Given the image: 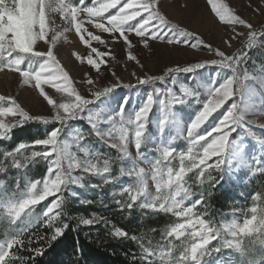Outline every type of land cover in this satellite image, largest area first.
Wrapping results in <instances>:
<instances>
[{
  "label": "snow or ice",
  "instance_id": "obj_1",
  "mask_svg": "<svg viewBox=\"0 0 264 264\" xmlns=\"http://www.w3.org/2000/svg\"><path fill=\"white\" fill-rule=\"evenodd\" d=\"M172 2L0 0V73L15 74L49 109L32 114L17 97L0 94V142L33 122L52 125L43 138L0 147V173L17 171L14 190L0 196L6 224L0 264H37L68 231L108 226L99 214L70 215L65 194L92 205L97 201L80 198L72 186L99 189L125 177L130 182L110 193L121 213L174 218L155 244L111 224V239L138 249L122 253L129 264H264V184L240 192L250 206H235L236 189L264 176V21L253 24L221 0H207L217 22L231 29L216 45L173 21L166 11ZM254 11L264 16V8ZM61 39L84 48L71 53L85 69L78 79L58 58ZM118 45L123 60L115 54ZM178 45L192 59L172 60L181 54ZM257 49L260 62L253 58ZM142 53L166 55L169 62L152 73ZM118 66L132 79L125 81ZM257 96L259 105L250 103ZM73 122H86L87 131ZM92 140L116 155L94 149ZM41 162L43 176L29 178ZM220 197L231 206V219L218 225L212 201ZM73 256L81 264V248Z\"/></svg>",
  "mask_w": 264,
  "mask_h": 264
},
{
  "label": "rangeland",
  "instance_id": "obj_2",
  "mask_svg": "<svg viewBox=\"0 0 264 264\" xmlns=\"http://www.w3.org/2000/svg\"><path fill=\"white\" fill-rule=\"evenodd\" d=\"M187 7H182V0H173V2L169 5V7L166 9L168 12V15L173 19V21H179L182 25H187L190 30H193L198 35H201L203 39H206L208 41L213 42L216 45L221 44V37L227 38L228 32L231 30L229 26L218 23L216 18L214 17V14L211 11V6L207 3V0H186ZM222 3L228 4L231 8H233L235 11H237L240 15H242L244 18L250 20L253 24H259L262 21H264V16H261L258 12L254 11V8L256 7H262L264 8V4L261 3V0H221ZM69 41H74L72 33L68 34ZM78 39V38H77ZM236 47H239V44L236 42H233ZM180 49L181 54L175 55L173 54L172 60H175L179 63H184L188 59H192L191 56H185L183 55V51L185 48V45H178L176 46ZM57 48L59 49V59L61 60L62 64L65 65L66 69L70 71L71 76L74 78H79L81 73L85 70L84 68L78 67L76 62L74 60V57L71 55L72 52L80 51L83 52L84 48L75 42L73 43H65L63 39L58 43ZM227 51H232V49H226ZM115 54L117 56V59L123 60L125 58V51L122 50L121 46H116ZM260 50L257 49L255 53H253V58L260 62L261 57L257 54ZM201 58H209L208 54L205 51H202L200 53ZM142 62L145 63L146 68L150 70L152 73L158 74L160 63H167L169 62V58L165 55L163 57H153L149 58L146 54H141ZM131 67V65L129 66ZM117 73L124 76L125 81L131 80L132 78L127 76L126 72L121 71V66L117 67ZM183 76V74H182ZM185 82L190 84L191 86H195L196 81L195 80H187V78H183ZM134 82V80L132 81ZM161 86L162 85H158ZM54 91V90H53ZM0 94L3 95H13L17 97L18 101L21 103L22 107H24L26 110L30 111L32 114H43L48 115L49 109L46 106V102H42V98H38L36 94L29 89L27 86H20L18 84V81L16 79L15 74H8L5 75L3 73H0ZM127 95V93H124ZM138 100V97L133 96L131 103L135 104ZM250 103H255L259 105V96L254 97L250 100ZM115 107H118V104L114 105ZM154 111H157L154 108ZM192 111V110H188ZM75 127L79 128L80 130L87 131L88 127L86 125V122H73ZM84 123V124H82ZM82 124V125H81ZM39 127H42L44 130L50 129L52 125L44 126L37 123ZM85 125V126H83ZM153 131L156 132L154 125ZM258 135L261 134L260 129H254ZM158 136V133H156ZM70 143V150L75 151V146L72 145L71 140L69 139ZM251 146L252 142H248ZM177 145L184 144L183 140H177ZM91 146L94 149H98L101 152H111L113 156L116 155L115 150L107 149L106 147H102L101 145L95 143L94 140H92ZM0 147L4 148H11L9 146H4L3 142H0ZM183 150V149H180ZM82 155V154H80ZM175 163H178L175 162ZM45 163L41 162L37 164L35 167L31 168L32 171L30 173L28 172V177L31 179H36L42 176H38L35 174V171L37 169L41 168L43 172L45 171ZM44 174V173H43ZM15 177H13V182H0V184L3 185V187H0V196L4 193H11L14 190L15 185ZM92 182V181H91ZM128 178H122L121 181L116 185H111L110 193L114 190L118 191L121 185L126 186L129 183ZM93 183V182H92ZM264 184V176H257L251 184L244 185L239 189H236V196H235V206L236 207H242L246 204L250 206V201H246L243 196L240 195V192L246 191L248 193L257 191L261 185ZM72 190L76 191L79 194L80 198H83L82 194H84L85 191H90V193H96L98 194V189H80L78 186H72ZM154 190V185H153ZM111 197V195H110ZM112 198V197H111ZM222 198V197H221ZM113 199V198H112ZM222 210L220 211V214H217L218 216V225L222 223L229 222L231 219V206L224 202L222 198ZM39 211V209H38ZM137 214H142L141 211L136 210ZM222 212V213H221ZM143 215V214H142ZM152 215H148L147 217H150ZM156 216V215H155ZM152 216V217H155ZM170 216V215H169ZM144 217V215H143ZM174 219V218H173ZM170 226V225H169ZM6 224L4 221H0V239L4 238V231H5ZM162 235V230L158 232H153L152 234L147 235V237L152 239L153 244L156 242H160ZM179 243V242H177ZM227 252L224 253L225 256H227Z\"/></svg>",
  "mask_w": 264,
  "mask_h": 264
},
{
  "label": "trees",
  "instance_id": "obj_3",
  "mask_svg": "<svg viewBox=\"0 0 264 264\" xmlns=\"http://www.w3.org/2000/svg\"><path fill=\"white\" fill-rule=\"evenodd\" d=\"M45 132L46 130L33 122L23 128L16 129L11 141L3 142V145L12 148L18 141H32L36 138H43ZM43 173L41 168L35 171V174L38 176H42ZM15 175H17L15 169H9L6 173H0V182H13V177ZM89 179L93 183H100V180L97 178L89 177ZM110 188L111 185L99 188L98 194L85 191L84 194H82L83 198L97 201V203L87 206L80 205L75 198L67 193L65 194L67 196L65 209L70 215L77 217L83 215L89 217L91 214L95 213L106 217L110 223L108 226L101 223L93 227L82 226L79 231H68L62 239L58 240L45 252L43 257L37 258V264H75V257L73 256L75 247L81 248L82 250L83 259L81 264H129L122 253L134 250L138 251V249L129 240L117 241L111 239L108 236V230L111 224H115L137 235H149L153 233V231H150L151 229H155V232H158L171 224L173 218L165 214L146 218V216L143 217L142 214H137V211L134 209L131 216H126L117 209V205L110 197ZM100 200H103L104 203H99ZM212 205L213 211L216 213L215 218L218 222L217 214H220L223 208L222 198H214ZM70 223L74 226L77 220H72ZM41 231L47 232L48 229H41Z\"/></svg>",
  "mask_w": 264,
  "mask_h": 264
}]
</instances>
